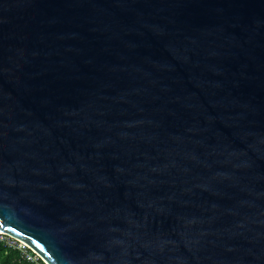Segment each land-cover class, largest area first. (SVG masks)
<instances>
[{"label":"water","instance_id":"1","mask_svg":"<svg viewBox=\"0 0 264 264\" xmlns=\"http://www.w3.org/2000/svg\"><path fill=\"white\" fill-rule=\"evenodd\" d=\"M0 231L45 264H264V0H0Z\"/></svg>","mask_w":264,"mask_h":264},{"label":"trees","instance_id":"2","mask_svg":"<svg viewBox=\"0 0 264 264\" xmlns=\"http://www.w3.org/2000/svg\"><path fill=\"white\" fill-rule=\"evenodd\" d=\"M25 250L31 254V258L27 253H23L22 249L0 241V264H45L30 248L25 247ZM34 257L37 258L33 259Z\"/></svg>","mask_w":264,"mask_h":264},{"label":"built area","instance_id":"3","mask_svg":"<svg viewBox=\"0 0 264 264\" xmlns=\"http://www.w3.org/2000/svg\"><path fill=\"white\" fill-rule=\"evenodd\" d=\"M6 238H11V240H12L15 244H17V243L20 242L19 240L15 239V238H13V237H11V236H8L6 233L0 231V241H4V242H6L8 245L15 246V244L13 245V244H11L8 240H5ZM25 247H27L26 244H25L24 248H25ZM36 255H37V254H36ZM28 257L31 258V256H29V255H28ZM34 258H37V257H34Z\"/></svg>","mask_w":264,"mask_h":264},{"label":"rangeland","instance_id":"4","mask_svg":"<svg viewBox=\"0 0 264 264\" xmlns=\"http://www.w3.org/2000/svg\"><path fill=\"white\" fill-rule=\"evenodd\" d=\"M5 240H8L11 244H15L11 238H6ZM16 247L22 249L23 253H27L29 256H31V254L28 253L27 250H25L24 246H25V243L23 241H20L19 243L15 244ZM33 259H36V258H33Z\"/></svg>","mask_w":264,"mask_h":264}]
</instances>
